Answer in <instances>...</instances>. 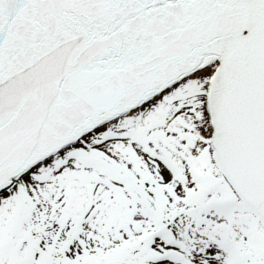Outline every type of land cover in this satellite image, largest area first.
I'll list each match as a JSON object with an SVG mask.
<instances>
[{"label": "snow or ice", "instance_id": "obj_1", "mask_svg": "<svg viewBox=\"0 0 264 264\" xmlns=\"http://www.w3.org/2000/svg\"><path fill=\"white\" fill-rule=\"evenodd\" d=\"M0 264H264V0H0Z\"/></svg>", "mask_w": 264, "mask_h": 264}]
</instances>
